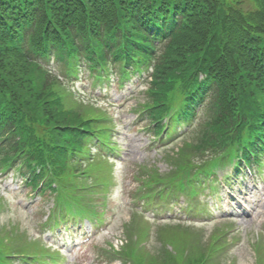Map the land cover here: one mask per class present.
<instances>
[{
	"label": "trees",
	"instance_id": "1",
	"mask_svg": "<svg viewBox=\"0 0 264 264\" xmlns=\"http://www.w3.org/2000/svg\"><path fill=\"white\" fill-rule=\"evenodd\" d=\"M49 54L68 68L79 67L82 56L92 67L144 60L152 70L154 111L162 102H181L189 117L207 101L210 115L199 124L198 142L186 146L191 151L243 139L241 145H252L264 131V0H0V115L11 135L1 150L7 157L25 148L41 157L43 148L54 160L57 151L78 146L81 125H103L89 114L93 104L84 110V99L35 64ZM74 164L64 155L55 166L68 177L78 170L66 168ZM205 252L165 264H200Z\"/></svg>",
	"mask_w": 264,
	"mask_h": 264
},
{
	"label": "rangeland",
	"instance_id": "2",
	"mask_svg": "<svg viewBox=\"0 0 264 264\" xmlns=\"http://www.w3.org/2000/svg\"><path fill=\"white\" fill-rule=\"evenodd\" d=\"M244 6L248 7L250 4L247 2ZM50 65H55V63L50 61ZM49 69H52V67ZM78 76L80 80H73L74 87L77 90V97L81 98L84 96L83 92H80L81 89L87 93L89 92L90 95H100V90L92 88L86 71L80 72ZM70 87L72 88L71 83ZM104 93H108L109 100L112 102L110 112L115 118V132L112 141L116 144L117 149L116 152L110 153L116 157L117 162L107 161L109 167L113 169L112 180L116 183L108 189L109 196L106 193L101 195L102 199H106L107 217L112 222L107 227V230L101 234L102 236L96 239L91 246L80 248L73 260V264H110L112 260L107 259L105 254L100 256L101 252H97L98 247H101L103 251L105 248L120 252L130 241L133 247H136L134 245L135 239H138L137 243H142V237L149 230L150 235L148 238L150 242L145 247L150 250L147 252L151 254V257H156L158 261H161L163 250L171 251L170 248H172L173 252H178L182 249L190 251L192 245L194 247L204 246L232 226L231 232H226L225 234L229 236L228 241H226L228 254H220V264H229L230 261L233 264H256V245L258 241L261 242L260 251H264V202L253 208L254 211L249 217L241 215L233 217L222 216L220 218L219 216L222 212L217 208L213 216H208L209 209L206 208L202 212L192 213L196 215L191 218L177 217L174 214L147 218L154 221H162L154 223L153 229L150 228V223L142 215L137 213L131 215L132 206L127 204L132 202L133 197L142 191L144 181H147L149 175L154 173V171H156L160 183L167 184L169 187H172L171 183L174 185L177 183L178 176L183 168L173 170L172 164L175 161L177 164L178 161L184 162L187 154L191 152L190 150H185L184 144L186 141L198 142L199 124L204 118L209 117L208 109L205 108L204 111L202 109L199 112V117L193 126L194 129L187 128L188 125L183 126L181 129L179 128L177 133L184 131L188 133L183 135V137H181L182 135L177 137L167 147H160L158 144L153 143V136L151 137L150 132L147 131L146 127L148 124L142 121L144 119L143 117L141 118L142 115L136 116L135 114L142 107V103H151V99H148L142 82L138 81V76H134L131 81H127L125 86L117 88L112 86L108 92ZM121 97H125L123 100L126 101H123ZM89 113H92V111ZM135 118H138L137 122H134ZM96 147L100 148L98 145ZM166 151L170 154L169 156H167ZM92 152L95 153V150L93 149ZM206 153L210 154L208 148ZM3 154L4 151L1 152V155ZM216 159L218 161V157ZM228 166L227 162L224 168H227L228 173H230L231 166ZM186 168L191 169L192 174L197 173L196 168L191 165ZM262 171L263 175L261 177H264V164ZM224 173H216V182ZM170 175L176 177V179ZM256 179L262 188L263 184L260 178L257 177ZM209 187H206L202 193L207 194ZM25 190L24 183L17 182L11 172L0 174V239L6 242L17 241L19 237L29 238L28 240L31 239L30 237H35L37 235L35 232H38L39 225L46 220V213L50 209L49 207H52V194L47 197L42 196V199H39V197L32 198L29 195L30 191ZM92 194L98 195V190L92 192ZM146 198H148V195ZM149 199L151 205L159 206V209H150L148 213L160 214L167 209L164 208L163 204L162 207L160 202L162 200L171 202V199H159L154 202L151 196ZM138 200L140 205H143V202L145 203L143 199ZM176 200L181 201L179 196ZM209 206L211 205L209 204ZM191 207L193 209L198 208L194 201L191 202ZM142 209L144 210V208ZM177 209L182 210L184 213L190 212V210L186 211L179 206L171 208V211L176 212L178 211ZM42 210L46 214L45 216H42ZM238 211L242 212L241 208ZM178 212L183 213L181 211ZM130 216L131 220H129ZM164 219L171 220L164 222ZM55 231L58 232L59 230L56 229ZM44 234V237H46L49 234V229H46ZM223 240L225 241V236ZM209 245H211V242ZM94 251L96 252L94 253ZM166 253L170 254L169 252ZM146 256L148 255H145L144 258ZM169 258L174 259V256ZM195 260H197L196 257ZM114 264H118V262Z\"/></svg>",
	"mask_w": 264,
	"mask_h": 264
}]
</instances>
